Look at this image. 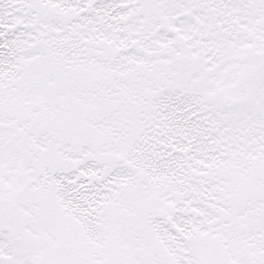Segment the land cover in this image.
<instances>
[{
  "label": "snow or ice",
  "instance_id": "1",
  "mask_svg": "<svg viewBox=\"0 0 264 264\" xmlns=\"http://www.w3.org/2000/svg\"><path fill=\"white\" fill-rule=\"evenodd\" d=\"M0 264H264V0H0Z\"/></svg>",
  "mask_w": 264,
  "mask_h": 264
}]
</instances>
